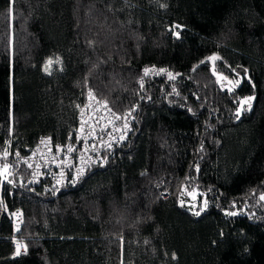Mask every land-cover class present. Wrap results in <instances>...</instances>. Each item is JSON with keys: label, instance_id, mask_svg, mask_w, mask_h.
Wrapping results in <instances>:
<instances>
[{"label": "trees", "instance_id": "1", "mask_svg": "<svg viewBox=\"0 0 264 264\" xmlns=\"http://www.w3.org/2000/svg\"><path fill=\"white\" fill-rule=\"evenodd\" d=\"M89 98L104 162L33 183ZM2 165L0 264H264V0H0Z\"/></svg>", "mask_w": 264, "mask_h": 264}, {"label": "built area", "instance_id": "2", "mask_svg": "<svg viewBox=\"0 0 264 264\" xmlns=\"http://www.w3.org/2000/svg\"><path fill=\"white\" fill-rule=\"evenodd\" d=\"M145 70H148L147 74H149V72L156 74L159 71L155 68L145 67V75H147ZM167 73H169V71H167ZM98 105H100L98 102L89 98L79 108L76 136L79 139H83L81 140V148H79L78 143L57 146L54 145L48 137L41 136L36 145L29 150L25 156L18 155L17 153L16 157L20 158V162L30 170L31 181L33 183H39L41 181L48 182L47 189L66 187L69 184L75 183L89 167L104 162L103 157L99 153L91 150L94 148L91 145L90 138H92V136L97 137L95 134L96 129L101 127L104 121L109 122V129L112 130L115 135L122 132V129L118 126L119 116L113 117L111 115V118L103 109H101V113H99L100 108ZM125 117H127L126 114L120 119ZM1 211L6 214L12 225L13 231L18 232L22 225L21 211L19 209L8 210L5 206ZM12 242L15 248V256L24 255L25 249L21 246V243L15 237L12 238ZM18 247L19 254H17Z\"/></svg>", "mask_w": 264, "mask_h": 264}, {"label": "rangeland", "instance_id": "3", "mask_svg": "<svg viewBox=\"0 0 264 264\" xmlns=\"http://www.w3.org/2000/svg\"><path fill=\"white\" fill-rule=\"evenodd\" d=\"M50 66V65H49ZM251 101V100H250ZM250 101L247 100V98H243L238 106V110H237V114H240L244 109L248 108ZM1 169V173L5 174L6 176L4 177L5 180L6 178H8L9 176V170H8V166L2 165V167H0ZM195 195V194H194ZM195 197V196H194Z\"/></svg>", "mask_w": 264, "mask_h": 264}, {"label": "snow or ice", "instance_id": "4", "mask_svg": "<svg viewBox=\"0 0 264 264\" xmlns=\"http://www.w3.org/2000/svg\"><path fill=\"white\" fill-rule=\"evenodd\" d=\"M177 27H178V26H177ZM176 35L179 36V33H176ZM209 59L215 60V59H219V57L214 56V57H210ZM51 64H52V61L49 60V61H48V65H51ZM48 65H46V67H45V70H46V71L48 70ZM147 71H148V70H145V73H146V74H147ZM169 75H170V78H174V77H171V74H169ZM251 99H252L251 97L247 98L248 101H250ZM248 106H249V108L251 107L250 103H249ZM6 154H7V153H5V155H6ZM261 199L264 200V195L261 196ZM195 215L198 216V215H200V213H199V212H196ZM229 215H235V213H229ZM17 254H19V247L17 248ZM173 258H175V257L173 256Z\"/></svg>", "mask_w": 264, "mask_h": 264}]
</instances>
